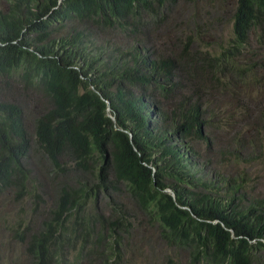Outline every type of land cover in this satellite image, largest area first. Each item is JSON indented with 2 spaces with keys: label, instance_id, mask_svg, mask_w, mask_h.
<instances>
[{
  "label": "trees",
  "instance_id": "obj_1",
  "mask_svg": "<svg viewBox=\"0 0 264 264\" xmlns=\"http://www.w3.org/2000/svg\"><path fill=\"white\" fill-rule=\"evenodd\" d=\"M178 1L0 0V196L34 193L35 166L57 182L34 230L9 222L28 264H115L132 215L96 204L110 206L121 185L190 264H264V192L245 203L243 179L199 175L264 129V83L251 78L264 70V0H235L226 43L203 48L190 35L175 49L153 46L146 24ZM93 28L105 36L92 40Z\"/></svg>",
  "mask_w": 264,
  "mask_h": 264
},
{
  "label": "rangeland",
  "instance_id": "obj_2",
  "mask_svg": "<svg viewBox=\"0 0 264 264\" xmlns=\"http://www.w3.org/2000/svg\"><path fill=\"white\" fill-rule=\"evenodd\" d=\"M234 9L235 0H179L177 5L165 14L164 21L146 24L145 34L148 36L149 43L159 48L175 49L180 45L181 40H185L190 35L196 36V42L201 43L203 48L209 43L220 41L226 43L229 38L231 16ZM91 32L92 40H96L99 36H105L100 34L96 28L91 29ZM75 33L74 31L72 35ZM111 36L115 39L121 37L118 32H113ZM114 42L110 38L109 44L106 45L108 50L116 46ZM251 46L257 47L254 39L251 41ZM254 75L260 79L261 84L264 83L263 68L253 73L251 78ZM256 85L258 83H254L251 87L254 97L259 96ZM259 97L261 98V96ZM40 105L41 102L36 103V108H39ZM39 111L35 110L34 113L32 111L25 115L27 127L31 132L34 130L33 119ZM260 131L261 133L248 132L239 136L244 139L250 137L253 144L251 148L243 149L238 146L236 151H233L230 147V153L216 154L219 159L214 158L212 164L209 161L204 162L201 166L202 169H199V175L208 172L220 182H227L229 178L235 176L237 181L243 179L239 197L245 203L261 198L264 192V129L262 125H260ZM34 153L35 157L40 155L38 149H35ZM237 153L239 161L236 158ZM203 155L212 159L210 152L203 153ZM214 160L218 162V165L215 166ZM55 179L68 185L73 184L64 174L56 176ZM51 180L45 176V171L35 166L32 179L35 186L33 192L38 193V196L35 197L34 193H30L20 202H16V196L10 190L0 196V237L6 241V244L0 248V264H28L26 257L23 256L24 247L17 244L16 240L9 239L11 236L8 225L10 221L15 222L18 234H21L18 229H22L28 223L32 226V230L36 228L38 222L44 218L45 211L53 205V190L57 186V182L55 180L51 182ZM96 205V211H103L105 215H108L112 208H122V205L132 215L129 236L120 242V256L115 264H190L187 251L184 250L183 253L178 247L168 246L159 237L157 224L147 221L145 216L139 214L124 185H121L119 199L111 203L110 206L103 200L97 202ZM20 220L23 222L22 225L17 223ZM19 245L20 247H18ZM72 256L73 253L70 257ZM78 261L77 264H85L84 260Z\"/></svg>",
  "mask_w": 264,
  "mask_h": 264
},
{
  "label": "water",
  "instance_id": "obj_3",
  "mask_svg": "<svg viewBox=\"0 0 264 264\" xmlns=\"http://www.w3.org/2000/svg\"><path fill=\"white\" fill-rule=\"evenodd\" d=\"M111 118L114 120V117H113V116H111ZM130 137H132V135H131V134H130ZM166 191L170 192V193H171V195H172V196H174V192H173V190H172V189L168 188V189H166Z\"/></svg>",
  "mask_w": 264,
  "mask_h": 264
}]
</instances>
